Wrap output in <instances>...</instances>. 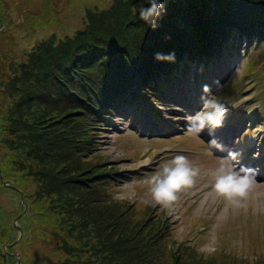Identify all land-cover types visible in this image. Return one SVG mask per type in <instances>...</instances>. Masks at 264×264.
Wrapping results in <instances>:
<instances>
[{
    "label": "trees",
    "instance_id": "obj_1",
    "mask_svg": "<svg viewBox=\"0 0 264 264\" xmlns=\"http://www.w3.org/2000/svg\"><path fill=\"white\" fill-rule=\"evenodd\" d=\"M41 3L44 9L39 11L35 5L30 7L29 0H0V26L11 23L12 5L17 10L14 21H28L26 25L34 30L25 34L27 39H34L39 30L51 32L48 27L53 24L46 20L45 24L40 22L42 25L31 21L41 12L44 15L53 1ZM133 3L113 0L105 10L87 8L80 17L81 29L71 37L57 38L58 33H54L42 38L39 45L45 48L34 55L26 53L28 61L19 64L11 52L15 37L10 31L0 32V97L12 99L5 118H0V134L6 136L1 145L13 157V163L0 166L3 176L20 188L34 178L36 190L23 192L26 203L34 213L39 212V201L49 203L52 220L65 240L61 244L49 240L47 246L64 264L69 260L61 249L71 255L85 245L87 258L94 259V264H264V236L258 232L239 237L243 245H251L244 253L222 239L218 256L200 253L198 241L179 240V225L166 210L154 211L142 202L119 200L115 188L121 181L118 164L107 154L94 155L100 150L106 120L117 118L128 106L140 109L155 105L175 89L176 83L169 85L174 71L186 73L192 64L221 58L236 41L240 46L243 38L250 42L245 73L264 84V0H164L165 12L155 30L133 12ZM80 20L68 32L77 28ZM157 52H174L175 62H157ZM19 70L32 75V80L20 81ZM1 80L5 81L2 87ZM39 84L37 97L23 96V91L32 92ZM13 100H20V106L17 102L13 105ZM31 108L36 110L34 115L28 112ZM12 111L23 117L14 118ZM4 215L6 211L0 207V216ZM34 223L42 232L49 233L52 228ZM200 223L201 219L193 221L187 236L195 237ZM89 224L93 225L90 229ZM123 225L126 227L121 230ZM4 230L0 223V233L5 235L8 230ZM83 233L89 235L84 241L80 240ZM20 242L15 246H23ZM5 243L0 242V264L2 260L12 264L15 246L2 250ZM250 251L258 252L255 262L241 256ZM38 252L44 256L42 247ZM23 261L29 264L27 259Z\"/></svg>",
    "mask_w": 264,
    "mask_h": 264
},
{
    "label": "rangeland",
    "instance_id": "obj_2",
    "mask_svg": "<svg viewBox=\"0 0 264 264\" xmlns=\"http://www.w3.org/2000/svg\"><path fill=\"white\" fill-rule=\"evenodd\" d=\"M29 1L30 7L35 5V9L41 11L44 9V3L41 2L46 1L48 3L49 0ZM52 1L51 8L48 6L44 11V15L41 12V14H37L39 16L37 20L38 16L31 20H35L36 24L38 22L39 25L45 24L46 21L53 24L48 27V30H52L49 33H45L46 30L36 32L41 36L40 39L38 34L34 39L26 38L25 34L27 32L32 33L34 30L30 28L31 26L26 25L28 21L25 23L14 21L17 10L11 5L14 11V13L13 11L11 13V23H2L0 32L9 33L10 31V34L15 37V48L11 52L16 56L15 61H19L18 64L21 61H26V53L34 55V53H38L45 48L39 45L42 38L48 39L54 33H58V35L54 34L58 36L57 38L61 36L71 37L79 28L81 29L82 19L80 20V17L87 8L92 9L94 7L98 10H105L113 3V0ZM142 3L143 0H134L137 8ZM143 6L146 7L147 5L144 4ZM59 20L60 23H58ZM79 20L78 27L68 32ZM43 21L45 22L43 23ZM57 38L54 40L58 41ZM249 44L250 42L243 38L240 46L239 42L236 41L235 47L225 50L221 58L212 57L210 62H199L202 65L199 63L192 64L186 73L179 69L177 72L174 71V75L171 74L170 76L169 85H173L177 81L175 89L167 94L162 101L154 105V120L160 126L144 112L145 106H140L139 110L128 106L117 116L123 117V120L117 118L106 120L107 127L102 128L104 133H102L99 140L100 150L98 149L94 153V155L107 154L111 162L118 164L121 181L115 188L117 189L116 197L119 200L142 202L151 206L154 211L166 210L172 222L179 225L177 230L179 240H187L188 238L192 241H198V251L206 255H216L221 247L222 239L230 242L232 247L237 246L244 253L250 249L251 245H243V241L239 237L244 236L247 238L251 232H258L264 236V97H262L264 85L261 86L245 73ZM34 73L35 79L40 80V77L36 74L37 72ZM17 74L23 77L20 81H23L24 78L27 82L32 80V75L28 76L24 70H19ZM42 78L46 77L43 76ZM217 80L222 83V87L214 89V91L226 105L221 123L223 127L221 128L231 130V134L234 136L232 150L239 152V163L245 155L246 157L249 156L245 167L254 169L257 175L258 183L243 207H236L226 199L219 198L214 191V171L220 166V157L227 156L229 149H227V146H230L232 142L227 139L221 140L214 133L209 134L208 129H205L201 134L202 138L189 135L186 131L185 116L189 113L195 114L201 106V86L208 84L210 90H212L213 82ZM230 80L232 81L228 82ZM4 83L5 81L1 83V87ZM40 87L39 84L33 88L32 92L23 91V96L32 95L37 97L41 91ZM42 92H45V89ZM23 96L21 95L22 99ZM11 102L10 97H0L1 119L5 118L4 112L7 110L8 105L12 106ZM14 102L17 101L13 100V105ZM19 102L20 100L17 104L20 106ZM148 107L152 109L151 106ZM34 111H36L34 108L28 110L33 115L36 113ZM12 112H14L13 117L16 119L23 117L20 112ZM3 137L6 138L1 132L0 166L4 162V165L13 163V161L11 162L13 157H9L11 152L1 145ZM213 137L225 145V151L216 150L213 153L208 150L206 142ZM251 148L253 151L251 154H247ZM180 153L188 155L203 168V174L198 184L182 192V199L173 206L156 205L150 202V185L141 183V181L146 176L154 174L156 170L162 167L164 162ZM13 170L10 172L11 176H13ZM3 175L4 173L0 167V178L2 179L0 185L3 186L0 189V207L6 211V215L0 216V223L3 225L4 231L8 230L5 235L0 233V242L6 241L5 244H1L2 250H7L10 246H15L22 240L20 243L23 246L17 245L12 250L14 257L12 264H23L24 259H27L29 264H64L57 257L54 258L47 246L49 240L60 244L63 239L65 240L63 232L52 220L53 213H50L51 211L47 207L49 203L39 201L38 213L32 212L28 208V201L26 203L23 192L33 193L36 190L34 178H30V183L23 186V188L27 187L24 190L18 187V184L13 183L15 181L6 180ZM125 193L126 196L122 195ZM75 203V206L78 207L79 203ZM197 219H201V223L197 226L198 231L195 237L187 236L190 233L192 222ZM105 221L106 224L109 223L107 220ZM34 222L50 225L52 228L49 227V233L42 232L38 230L40 226L34 225ZM91 225L89 224L87 227L90 229ZM125 227V225L120 226V229L122 230ZM77 235L76 232L74 237L76 238ZM88 236V234L83 233L80 240L84 241L85 238H89ZM29 239L32 240L34 245H28ZM74 245L79 246L80 242H75ZM39 246L42 247L44 256H41L38 252ZM85 246L71 253V255L66 254L62 249L61 253L69 260V264H94V259L92 261V259L87 258L86 254L89 251L85 252ZM256 253L258 252L250 251L249 254L241 256L248 257L251 262H255L258 258ZM72 257L76 261L72 260ZM164 259H167V257H163ZM5 262L7 261L2 260L3 264Z\"/></svg>",
    "mask_w": 264,
    "mask_h": 264
},
{
    "label": "clouds",
    "instance_id": "obj_3",
    "mask_svg": "<svg viewBox=\"0 0 264 264\" xmlns=\"http://www.w3.org/2000/svg\"><path fill=\"white\" fill-rule=\"evenodd\" d=\"M146 4L147 6H143ZM133 12L136 13L149 29L157 28V20L165 12L164 0H143L139 9L133 3ZM157 62L174 63V52H157L154 56ZM222 87L220 81H214L212 90L208 84L201 86V106L195 114H187L186 131L189 135L202 138V133L208 129L219 127L222 123L226 105L218 97L214 89ZM123 120V117H117ZM208 150L215 152L225 151V145L215 137L208 140ZM239 152L228 150L227 156L220 157L221 163L214 171V191L219 198L226 199L236 207L245 206L247 198L256 187L258 180L254 169L241 166ZM203 174V168L196 164L188 155L180 153L163 163L162 167L146 176L141 183L150 185V202L156 205L173 206L182 199L181 193L196 186ZM122 195H127L122 194Z\"/></svg>",
    "mask_w": 264,
    "mask_h": 264
},
{
    "label": "bare ground",
    "instance_id": "obj_4",
    "mask_svg": "<svg viewBox=\"0 0 264 264\" xmlns=\"http://www.w3.org/2000/svg\"><path fill=\"white\" fill-rule=\"evenodd\" d=\"M200 64V63H199ZM200 65H202V64H200ZM110 119V118H109ZM222 127V124L219 126V128H221ZM213 130H215V129H213ZM232 147H233V145H230V147H229V149L228 150H232ZM253 150H252V148L247 152V154H251V152H252ZM247 157H249V156H247ZM246 157V155L241 159V162H240V165L241 166H245L246 164H247V162H248V160H249V158H247Z\"/></svg>",
    "mask_w": 264,
    "mask_h": 264
}]
</instances>
